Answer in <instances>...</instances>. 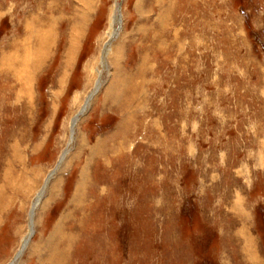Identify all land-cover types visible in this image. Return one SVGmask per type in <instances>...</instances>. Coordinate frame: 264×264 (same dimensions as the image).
Here are the masks:
<instances>
[{
    "label": "rangeland",
    "instance_id": "rangeland-1",
    "mask_svg": "<svg viewBox=\"0 0 264 264\" xmlns=\"http://www.w3.org/2000/svg\"><path fill=\"white\" fill-rule=\"evenodd\" d=\"M0 264H264V0H0Z\"/></svg>",
    "mask_w": 264,
    "mask_h": 264
},
{
    "label": "bare ground",
    "instance_id": "bare-ground-1",
    "mask_svg": "<svg viewBox=\"0 0 264 264\" xmlns=\"http://www.w3.org/2000/svg\"><path fill=\"white\" fill-rule=\"evenodd\" d=\"M115 14L113 15V19H112V25H111V27H110V30H109V35L112 33V29H113V26L116 24V20L120 23V18H121V16H120V2H119V4H117L116 5V7H115V12H114ZM110 43V42H109ZM108 46V45H107ZM30 50V49H29ZM26 51V50H25ZM108 51H109V47L107 48V47H105L104 48V50H103V57H105V56H107V53H108ZM25 53V55H26V52H24ZM28 54V53H27ZM12 56H14V54L12 55ZM11 56V57H12ZM17 56V55H16ZM102 60H103V58H102ZM3 61V60H2ZM7 61L8 62H16V63H18V57L16 58V60H11V58H9V57H6L5 59H4V65H5V67H6V65H7ZM20 62V61H19ZM12 63V64H13ZM8 67H9V65H8ZM21 67V66H20ZM9 69H10V67H9ZM2 70V69H1ZM3 70H4V68H3ZM15 72V71H14ZM19 72H20V70H19ZM99 83H100V79L98 80V84L96 85V88L99 86ZM88 101V100H87ZM86 101V104L84 105V108H85V106L87 107V104H88V102ZM83 108V109H84ZM82 110V109H81ZM81 112V111H80ZM79 117V116H78ZM76 120H77V117L76 118H74L73 120H72V122H71V126H70V132H72L73 130H74V128H75V123H76ZM49 178V177H48ZM48 179H46L45 180V182H44V185H43V188H45L46 187V184L48 183V181H47ZM43 191V189L40 191V193L35 197V199L33 200V202H32V205H31V210H30V213H29V224H28V229H29V232H28V234L25 236V237H23V239L21 240V242H20V246H19V249H18V251L15 253V257H14V259H16V258H18L19 257V255H20V253H21V251L23 250V248L25 247V245L27 244V242H28V239H29V237H30V235H31V232H32V215H33V209H34V207L36 206V204L38 203V200H39V197H40V195H41V192Z\"/></svg>",
    "mask_w": 264,
    "mask_h": 264
},
{
    "label": "water",
    "instance_id": "water-1",
    "mask_svg": "<svg viewBox=\"0 0 264 264\" xmlns=\"http://www.w3.org/2000/svg\"><path fill=\"white\" fill-rule=\"evenodd\" d=\"M117 28H118V24L115 26L114 30H113V34H112V37L116 34L117 32ZM111 37V38H112ZM110 39L107 41V44L109 43Z\"/></svg>",
    "mask_w": 264,
    "mask_h": 264
}]
</instances>
